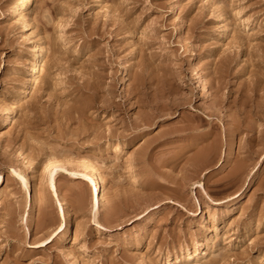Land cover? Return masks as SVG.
<instances>
[{
    "label": "rangeland",
    "instance_id": "obj_1",
    "mask_svg": "<svg viewBox=\"0 0 264 264\" xmlns=\"http://www.w3.org/2000/svg\"><path fill=\"white\" fill-rule=\"evenodd\" d=\"M23 83L0 264H264V0H0L1 109Z\"/></svg>",
    "mask_w": 264,
    "mask_h": 264
},
{
    "label": "bare ground",
    "instance_id": "obj_2",
    "mask_svg": "<svg viewBox=\"0 0 264 264\" xmlns=\"http://www.w3.org/2000/svg\"><path fill=\"white\" fill-rule=\"evenodd\" d=\"M175 5H174V7H175ZM173 11H174V8H173ZM22 26H23L22 27V31H23L27 27L26 22H23V25ZM220 26L222 27V29H221L222 32L220 31L221 37L222 38H225V35L227 34L226 33V29L227 28H226L225 18H224V15L223 14H222L221 25ZM33 48H30V49L32 50ZM193 55H194L193 49L192 48H189L188 49V52L186 53V56H188L190 58H193ZM35 64H37V62ZM193 79H196L198 83L202 82L201 81V76L199 75V72H196L194 74V78ZM26 92H27V86H26V83H23L20 86V89L18 90V93L15 95V97L13 96L14 98H12V100L9 103H7L6 107L4 109H1L0 108V115L3 116V122H2L3 123V129H1V130H3L1 132L2 134L5 133L6 130L9 129V127H11V125L13 123V117H12V115H13L14 111L18 108V105L20 103V100L26 96ZM118 149H119V146L118 145H115V150H118ZM208 151H210V150H208ZM205 152H202V154H203L202 156L203 157H205L204 155H206V153H207V152L206 153ZM74 162H75L74 164L81 169L80 172H78V171L77 172L80 174V176L82 177V179L91 185L90 199L92 200V204L94 206V210L97 211V210H99V208L101 206L103 208H104V206H107V204L105 205L106 190H105V187H104V184H103L102 175L99 174L97 177L93 176V167H92V164L90 162L83 161V160H76V159H75ZM46 168H47L46 169V172L48 174L49 173L52 174L53 172H56V171H69L68 168L66 167L65 163H60V162L50 163L48 165V167H46ZM77 172H71V173L77 174ZM20 177H23V176L20 175ZM21 179H23V178H21ZM51 179H52V177H51ZM52 189H54L53 183H52ZM106 203H107V201H106ZM63 205H64V203H63ZM201 222H202V224L200 223L201 224V228H204L205 225H206L205 224L206 223L205 218ZM60 229H61V227H60ZM190 256H193V255H190ZM186 258L188 259L190 257L188 256ZM80 263L78 262V260H76V262H75V264H80Z\"/></svg>",
    "mask_w": 264,
    "mask_h": 264
}]
</instances>
